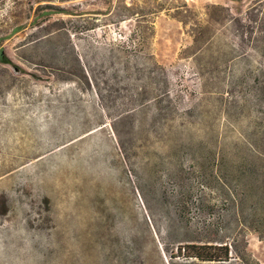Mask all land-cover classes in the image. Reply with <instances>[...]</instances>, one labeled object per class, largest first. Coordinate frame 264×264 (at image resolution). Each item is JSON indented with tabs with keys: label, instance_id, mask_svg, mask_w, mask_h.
<instances>
[{
	"label": "rangeland",
	"instance_id": "1",
	"mask_svg": "<svg viewBox=\"0 0 264 264\" xmlns=\"http://www.w3.org/2000/svg\"><path fill=\"white\" fill-rule=\"evenodd\" d=\"M0 49V264H186L244 235L264 264L225 202L264 150V0H0Z\"/></svg>",
	"mask_w": 264,
	"mask_h": 264
},
{
	"label": "trees",
	"instance_id": "2",
	"mask_svg": "<svg viewBox=\"0 0 264 264\" xmlns=\"http://www.w3.org/2000/svg\"><path fill=\"white\" fill-rule=\"evenodd\" d=\"M43 10L49 11L47 16L63 11L53 5L38 6L35 11L36 16L38 17ZM133 15L128 14L126 17L129 18ZM0 63L11 65L9 58L1 49ZM133 149L134 156L139 157L144 151L149 152L151 148L139 142V145L133 146ZM121 150L125 160L129 161V152L122 143ZM254 154L255 159L250 166L253 171L255 170L254 177L252 180L245 178L239 192L227 189L225 202L229 203V212H234L242 226V233H254L261 241H264V150L255 147ZM245 168L248 169L249 166L246 165ZM241 239L237 237L229 243L224 241L191 242L184 246H178V255L185 258L186 264H259L248 251V241L245 235Z\"/></svg>",
	"mask_w": 264,
	"mask_h": 264
}]
</instances>
